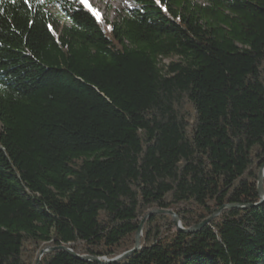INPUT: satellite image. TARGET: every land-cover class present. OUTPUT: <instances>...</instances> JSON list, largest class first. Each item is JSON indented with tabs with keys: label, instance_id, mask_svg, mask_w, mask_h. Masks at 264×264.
Instances as JSON below:
<instances>
[{
	"label": "trees",
	"instance_id": "obj_1",
	"mask_svg": "<svg viewBox=\"0 0 264 264\" xmlns=\"http://www.w3.org/2000/svg\"><path fill=\"white\" fill-rule=\"evenodd\" d=\"M202 1L0 0V264H101L63 248L143 221L110 264H264V0Z\"/></svg>",
	"mask_w": 264,
	"mask_h": 264
},
{
	"label": "water",
	"instance_id": "obj_2",
	"mask_svg": "<svg viewBox=\"0 0 264 264\" xmlns=\"http://www.w3.org/2000/svg\"><path fill=\"white\" fill-rule=\"evenodd\" d=\"M263 179H264V165L261 166L260 168V171H259V178H258V194H259V197L261 199V201L264 200V190H263ZM245 208V207H240V206H224L222 207L216 214H214L210 219L204 221L200 226H197V227H193L189 230H184L181 225H180V221L179 219L175 216V214L169 212V211H164V210H160V211H153L151 213H149L147 215L146 218L152 216V215H159V214H166V215H171L172 217V220H173V223L175 224L176 226V229L178 232H181V233H195L197 230H199L200 228H202L203 226H205L206 224L209 223V221L214 218L215 216L218 215L219 212H221V210H223L224 208ZM246 208H251V206H247ZM143 223L144 221L141 223L140 227H139V230L136 234V243H135V248L128 252V253H125L124 255L114 259V260H104L103 262H100L99 259H96V258H90V257H79L77 256L76 254H74L72 252L71 249H68V248H63V250L65 252H67L69 255H71L72 257L78 259V260H81V261H93L95 263H101V264H110V263H114V262H117V261H120L122 259H124L125 257L135 253L138 249H139V242H140V236H141V232H142V227H143ZM50 250L46 249V250H43L40 254H39V257H41L45 252H48ZM36 264H39V261H37Z\"/></svg>",
	"mask_w": 264,
	"mask_h": 264
},
{
	"label": "rangeland",
	"instance_id": "obj_3",
	"mask_svg": "<svg viewBox=\"0 0 264 264\" xmlns=\"http://www.w3.org/2000/svg\"><path fill=\"white\" fill-rule=\"evenodd\" d=\"M199 4H203L202 0H192ZM92 6L98 9L101 19L108 22H114L119 12L125 9H132V0H90ZM168 61H165L167 63Z\"/></svg>",
	"mask_w": 264,
	"mask_h": 264
},
{
	"label": "snow or ice",
	"instance_id": "obj_4",
	"mask_svg": "<svg viewBox=\"0 0 264 264\" xmlns=\"http://www.w3.org/2000/svg\"><path fill=\"white\" fill-rule=\"evenodd\" d=\"M27 2V0H25ZM157 3H160V0H156ZM79 3L83 6V8H86L92 15H94L97 19H100V13L98 9H95L90 0H79Z\"/></svg>",
	"mask_w": 264,
	"mask_h": 264
}]
</instances>
